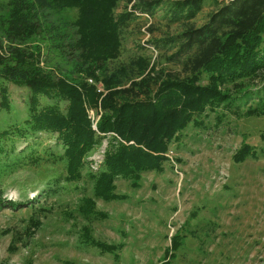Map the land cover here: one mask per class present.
Segmentation results:
<instances>
[{
    "label": "rangeland",
    "instance_id": "1",
    "mask_svg": "<svg viewBox=\"0 0 264 264\" xmlns=\"http://www.w3.org/2000/svg\"><path fill=\"white\" fill-rule=\"evenodd\" d=\"M6 3L0 0V15ZM130 4L120 0L115 13ZM163 7L153 16L142 13L127 20L120 54L106 64L109 71L124 67L133 76L136 59L144 57L164 75H186L168 58L169 50L148 42L184 26L163 18ZM214 7L213 0H204L190 22L203 23ZM76 13L75 8L44 11L43 27L53 24L60 33L55 39L39 33L26 41L34 50L40 45V64L57 76H81L78 52L66 44L76 35L70 25ZM2 81L8 92L7 105L0 104V129L23 122L31 94L27 85ZM200 81L206 82L203 74ZM263 82V71L245 81L251 87ZM96 85L103 87L100 79ZM223 87L236 89L232 84ZM39 99L51 100L45 95ZM247 104L236 110L207 108L171 141L161 169L143 171L135 182L117 177L115 191L122 197L96 198L100 212L90 218L77 207L82 197L93 194L88 171L102 160L106 139L88 152L92 163H85L79 180H65L66 160L55 133L14 139L11 160L17 162L0 171V188L3 197L26 203L0 208V264H264V114H245ZM88 111L95 127L100 106ZM244 141L253 153L236 160L233 155ZM31 153L38 157L31 160ZM28 224L32 227L24 232ZM83 231L116 248L104 251L83 240ZM175 234L180 246L173 255L166 254Z\"/></svg>",
    "mask_w": 264,
    "mask_h": 264
},
{
    "label": "trees",
    "instance_id": "2",
    "mask_svg": "<svg viewBox=\"0 0 264 264\" xmlns=\"http://www.w3.org/2000/svg\"><path fill=\"white\" fill-rule=\"evenodd\" d=\"M119 1L7 0L0 15V104L7 105L8 86L3 79L27 85L31 92L29 114L23 122L0 129V171L17 162L11 160L14 139L45 131L55 133L63 146L65 180H79L85 163H92L88 152L106 139L102 160L88 171L93 194L82 197L77 207L86 218L100 212L96 198L122 197L115 191L117 177L135 182L141 172L161 169L171 141L188 123L198 122L207 108L236 110L253 99L243 112L264 114V82L256 87L245 83L264 72V0H213L214 9L199 25L190 21L204 0H125L130 6L115 13ZM161 6L165 8L163 18L184 26L175 34L148 42L169 50L168 58L178 62L186 75H164L144 57L136 59L138 70L133 68L137 72L133 76L124 67L109 71L108 60L120 54L122 26L138 14L153 16ZM63 8L77 11L70 21L75 38L66 44L78 52L81 76L55 75L40 64V45L34 50L26 44L39 33L48 32L55 39L59 28L53 24L43 27L42 15L48 9ZM202 74L206 82L200 81ZM98 79L102 88L96 85ZM225 84L236 85V89ZM40 95L51 100L41 102ZM98 106L101 113L94 127L88 108ZM250 146L242 142L234 158L242 160L253 153ZM37 157L30 154L31 160ZM24 203L3 197L0 188V208ZM82 237L104 251L116 248L84 231ZM180 243L175 234L165 253L173 255Z\"/></svg>",
    "mask_w": 264,
    "mask_h": 264
}]
</instances>
